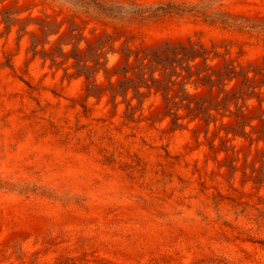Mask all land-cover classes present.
Here are the masks:
<instances>
[{
    "label": "rangeland",
    "instance_id": "obj_1",
    "mask_svg": "<svg viewBox=\"0 0 264 264\" xmlns=\"http://www.w3.org/2000/svg\"><path fill=\"white\" fill-rule=\"evenodd\" d=\"M0 264H264V0H0Z\"/></svg>",
    "mask_w": 264,
    "mask_h": 264
}]
</instances>
